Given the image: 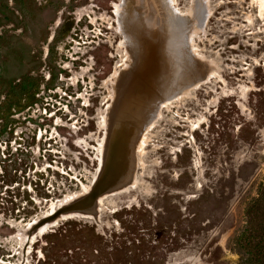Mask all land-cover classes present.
Wrapping results in <instances>:
<instances>
[{"label":"rangeland","instance_id":"obj_1","mask_svg":"<svg viewBox=\"0 0 264 264\" xmlns=\"http://www.w3.org/2000/svg\"><path fill=\"white\" fill-rule=\"evenodd\" d=\"M126 2L0 0V264H240L264 7Z\"/></svg>","mask_w":264,"mask_h":264},{"label":"trees","instance_id":"obj_2","mask_svg":"<svg viewBox=\"0 0 264 264\" xmlns=\"http://www.w3.org/2000/svg\"><path fill=\"white\" fill-rule=\"evenodd\" d=\"M234 243L240 264H264V181L245 209V225Z\"/></svg>","mask_w":264,"mask_h":264},{"label":"bare ground","instance_id":"obj_3","mask_svg":"<svg viewBox=\"0 0 264 264\" xmlns=\"http://www.w3.org/2000/svg\"><path fill=\"white\" fill-rule=\"evenodd\" d=\"M147 1L148 0H127V5H126V10H128L129 12H130V15L132 16V19H131V21H132V23H133V25H135L136 26V24L137 23H140V21H139V19H140V17H142V15H141V13L143 12L142 10H143V8H144V6L146 5V3H147ZM259 1V4L261 5V7H264V0H258ZM165 2H166V5H167V0H165ZM149 3V2H148ZM155 5V4H154ZM168 6V5H167ZM148 9V8H147ZM264 9V8H263ZM146 11V10H145ZM169 11H170V9H169ZM171 12V11H170ZM146 13H149V10H147V12ZM121 14V17H122V19H123V12H121L120 13ZM158 14V13H157ZM172 14V13H171ZM139 15H141L140 17H139ZM126 16H128V15H126V13H125V15H124V17H126ZM159 16V15H158ZM139 17V18H138ZM133 31V30H132ZM139 33V32H138ZM133 34V33H132ZM139 35V34H138ZM133 38H134V34H133ZM137 38V37H136ZM138 40V39H137ZM140 42V41H139ZM174 49H175V47H174ZM148 54V53H147ZM146 57V56H145ZM144 58V57H143ZM149 59V58H148ZM154 61H152V59H149L147 62H146V64H145V67H143L144 68V70L146 69V70H151L152 72H154L153 70L154 69H156V67H159L157 64H155V62L153 63ZM154 64V65H153ZM164 64H165V61H164ZM168 64V63H167ZM166 65V64H165ZM164 65V66H165ZM166 67V66H165ZM159 69V68H158ZM157 69V70H158ZM143 70V71H144ZM146 70H145V72H146ZM162 70V69H161ZM159 71H160V69H159ZM149 73V72H148ZM150 74H152L153 75V73H149V75ZM158 74H159V72H158ZM162 74H163V72H162ZM141 75H143V74H141ZM148 75V74H147ZM160 75H161V73H160ZM144 79V78H143ZM147 80H148V78H147ZM146 80V81H147ZM136 82H137V80H136ZM139 83V82H138ZM137 83V84H138ZM121 165V163L120 164H118L117 166H120ZM111 174V173H110ZM109 183V182H108ZM110 184V183H109ZM99 189V188H98ZM102 189V188H101Z\"/></svg>","mask_w":264,"mask_h":264},{"label":"built area","instance_id":"obj_4","mask_svg":"<svg viewBox=\"0 0 264 264\" xmlns=\"http://www.w3.org/2000/svg\"><path fill=\"white\" fill-rule=\"evenodd\" d=\"M59 90V91H58ZM56 92L59 94V98H63V97H68V94L66 93V92H64L63 90H61V89H58ZM40 94H43L42 96L45 98V100H44V106H42V107H40V106H38V111H41V114L43 115V116H45V117H50V116H52V115H54V112H50V108H48V107H50V106H52V105H50V103H54L53 101H52V99H51V97H50V95L49 94H47V93H45L44 92V90H42L41 92H40ZM86 106V105H85ZM41 134V129L39 128L38 129V136ZM15 143H16V141H14V145H15ZM7 146V142H5V141H1L0 142V147H3L4 148V146Z\"/></svg>","mask_w":264,"mask_h":264}]
</instances>
